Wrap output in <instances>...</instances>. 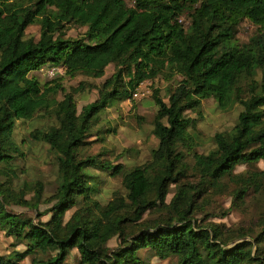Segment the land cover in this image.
<instances>
[{
	"label": "trees",
	"instance_id": "obj_1",
	"mask_svg": "<svg viewBox=\"0 0 264 264\" xmlns=\"http://www.w3.org/2000/svg\"><path fill=\"white\" fill-rule=\"evenodd\" d=\"M245 19L258 29L240 44L235 35ZM33 24L40 25L37 40L26 37ZM72 26L86 27L94 43L66 37ZM111 64L115 72L99 98L81 111L74 92L82 84L67 91L60 78L41 82L32 74L59 66L63 76L102 78ZM168 72L180 79L168 101L154 92L159 143L149 161L126 169L102 153H85L107 108ZM211 98L222 110L237 104L242 110L232 129L214 135L215 148L201 153L197 119L187 113ZM41 112L58 124L36 128L30 138L50 146L58 186L43 199L39 181L20 190L0 185V229L26 245L0 256V264H19L30 255L31 264H65L74 248L78 264H149L142 250L176 256L178 264H264V212L258 232L195 218L201 201L228 185L236 186L238 203L251 192L264 193V169L235 172L238 165L264 160V0H0L1 174L9 175L13 160L23 156L14 137L17 122ZM94 170L122 177L126 193L103 203ZM45 203L52 204L40 210ZM11 204L35 210L37 218L12 212ZM152 211L160 216L144 219ZM115 237L119 245L110 248Z\"/></svg>",
	"mask_w": 264,
	"mask_h": 264
},
{
	"label": "rangeland",
	"instance_id": "obj_2",
	"mask_svg": "<svg viewBox=\"0 0 264 264\" xmlns=\"http://www.w3.org/2000/svg\"><path fill=\"white\" fill-rule=\"evenodd\" d=\"M186 18V17H185ZM184 19L185 22L187 20ZM257 26L245 19L239 26L236 41L240 44L249 42L252 35L257 32ZM86 27L72 26L67 31L66 37L83 38L87 43H94L86 35ZM26 37H33L36 40L40 37V25H30L26 30ZM52 68V67H51ZM57 73L51 74L50 67L32 73L37 76L41 82H46L60 78L64 88L67 91H73L82 84L83 89L74 92L78 102L79 111L82 107L99 98V88L103 82L115 72V65L111 64L106 68V73L102 78H93L84 74L76 77L63 76L60 67ZM63 76V77H62ZM180 76L173 77L169 72L161 74L154 79L147 80L141 84L132 98L116 101L101 114L100 122L93 128L89 140L93 144L85 151L88 155L102 153L103 158L114 164H123L126 169H132L135 166L142 165L152 157V151L158 146V139L153 134L158 105L154 98V92L158 90L160 96L168 101L170 90L176 86ZM257 79H261V72ZM92 86V87H91ZM63 98L62 92L58 95ZM242 108L235 105L229 110H222L218 102L211 98L204 100L200 111H188V115L197 119L196 133L198 135L199 146L197 151L208 153L215 148L213 137L217 132L232 129L239 117ZM55 117L45 112L39 113L32 120H19L17 122L14 137L23 151V156H18L13 160L10 168L13 171L8 174L0 173V185L11 184L15 189L20 190L25 184L34 185L36 182L44 184L43 199L51 197L58 186L59 169L55 162V156L50 146L46 143L31 140L30 133L36 128H49L57 125ZM99 130V131H98ZM192 162L193 158H187ZM263 170L264 160L254 164H241L235 169V172L241 173L248 170ZM100 180L99 199L103 203L109 202L114 193L125 194L126 190L122 183V177L114 176L111 172L94 170ZM226 185L227 182L225 181ZM236 186L228 185L219 191H213L206 199L201 201L202 206L195 212V218L201 223L215 222L226 226L238 228L244 226L258 232L260 226V217L264 212V193L248 194L244 202H239L234 197ZM172 192L168 195L170 201L175 192V185H172ZM34 190L27 195L28 198L34 197ZM205 200V201H204ZM52 203L42 204L40 210L51 206ZM8 209L15 213L37 218L36 211L19 205L11 204ZM75 209V208H74ZM74 209L68 212L67 219L71 216ZM49 215L42 217V220L50 218ZM160 216L159 212H147L144 219H154ZM250 239V238H249ZM240 241V240H239ZM237 242V241H235ZM231 242L230 245L235 243ZM110 248H116L119 245V238L115 237L109 242ZM26 245L19 243L17 239L8 236L0 229V256H9L15 250L23 251ZM140 256L145 258L149 264H178V258L171 256L160 258L154 256L151 251L142 250ZM33 255L26 257L19 264H31ZM80 252L77 248L70 251L65 264H78Z\"/></svg>",
	"mask_w": 264,
	"mask_h": 264
},
{
	"label": "built area",
	"instance_id": "obj_3",
	"mask_svg": "<svg viewBox=\"0 0 264 264\" xmlns=\"http://www.w3.org/2000/svg\"><path fill=\"white\" fill-rule=\"evenodd\" d=\"M52 67V68H51ZM56 67H59V66H50V69H52V70H50V73L51 74H54V73H57V68ZM62 70H61V72H62V74L65 72V70H64V68H62V67H60ZM48 69V68H47Z\"/></svg>",
	"mask_w": 264,
	"mask_h": 264
}]
</instances>
